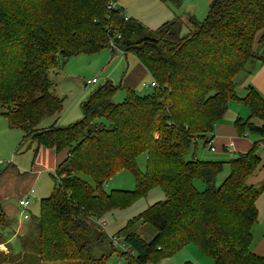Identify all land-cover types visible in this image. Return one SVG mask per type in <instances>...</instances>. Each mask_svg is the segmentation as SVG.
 Masks as SVG:
<instances>
[{
    "label": "trees",
    "instance_id": "16d2710c",
    "mask_svg": "<svg viewBox=\"0 0 264 264\" xmlns=\"http://www.w3.org/2000/svg\"><path fill=\"white\" fill-rule=\"evenodd\" d=\"M110 1L117 0H0V114L22 131V141L63 155L51 174L50 195L39 201L38 259L103 264L107 255H94L92 244L108 239L114 247L96 217L127 207L158 186L165 199L115 233L128 248L120 253L122 264H159L190 243L212 264H264V255L250 248L260 189L247 181L261 165L259 142L226 162L229 172L219 184L224 161L185 159L196 139L204 147L212 142L213 126L231 100L250 112L234 121L237 133L264 140V98L251 86L239 98L234 82L248 62H264V0H211L202 21L185 15V33L179 16L150 30L121 8L106 9ZM104 48L110 57L133 53L156 85L141 93L106 80L81 103L79 120L41 127L45 117L63 108L49 78L58 56ZM118 89L124 97L114 102ZM141 153L143 171L136 164ZM123 169L132 174L134 188L104 190ZM194 179L203 190L195 188ZM6 221L0 205V243ZM140 221L155 228L151 240L133 230ZM12 256L0 251V264L19 260Z\"/></svg>",
    "mask_w": 264,
    "mask_h": 264
},
{
    "label": "rangeland",
    "instance_id": "374dc122",
    "mask_svg": "<svg viewBox=\"0 0 264 264\" xmlns=\"http://www.w3.org/2000/svg\"><path fill=\"white\" fill-rule=\"evenodd\" d=\"M180 1L181 3L177 7L168 3L174 10V16H183L181 18L183 20L185 19V14L190 13L199 21L205 18L208 8L204 5V0ZM150 2L151 0H117V7L123 8L125 16L130 17L129 14L132 13L148 29L155 30L166 19L161 20L156 12H154L155 6L153 8L148 7V5L150 6ZM162 7L168 11L165 6ZM193 7H197V13L191 11ZM183 22L185 21L183 20ZM188 28L189 25L184 23L182 32H187ZM136 59L133 53L129 52L124 55L121 51H116L110 57L109 48H104L91 54H79L67 59H62L58 56L57 64L50 70L49 78L53 83L56 94L63 99V108L60 113L45 117L41 121L40 126L47 127L55 124L63 127L79 120L82 117L81 103L87 99L92 90L103 84L106 80L112 81L115 85H122L127 64H132ZM254 62L255 60L248 62L246 69H249L250 63ZM256 74L257 72L254 70L251 76ZM242 75H246L248 79L245 82L246 84L249 83V74L243 72ZM240 77H238L239 81ZM92 78H95L96 82L90 85L86 84V81ZM150 90V87H145L142 88L141 93ZM123 97V89H118L113 95L112 100L120 102ZM22 134V131L17 128L2 127L0 129V204L9 220V222L8 220L6 221V224L1 229L4 231L3 241L7 242L6 245L10 249L9 252L13 255L12 259L16 258L15 255L19 258V263L17 260H14L11 264H75L76 261L73 260L46 263L41 262L37 257L36 242L38 235L39 201L41 198L49 196L52 191L53 179L50 174L53 172H42L36 179L34 177L31 180L27 176H24L32 168L36 144L29 139L22 141ZM247 135L250 142H259L257 150L261 158V165L253 176V184L256 188L260 189V193L256 199L258 210L256 222L259 221L260 223L264 220V189H262L264 184V147L258 136L251 133H247ZM235 156L236 154L227 151L212 152L207 147H204L202 139H196V143L191 145L185 155V159L191 160L195 157L201 160L224 161L223 171L216 178V184H219L229 172V166L226 162ZM145 163L146 155L144 153L136 157V164L141 171L145 169ZM8 167L12 169H7ZM81 176L88 183L93 184L90 177L87 175ZM22 177L26 179H21ZM193 184L199 191L204 189V184L199 179H194ZM134 186L135 181L132 174L127 169H123L111 176L104 183L103 189L106 191L112 189L130 190ZM30 188L34 189L35 193L34 195H29L30 204L24 210L18 205L19 196H23L26 190ZM164 199L165 195L162 189L154 186L146 195L137 198L129 206L115 209L96 217V226L111 237L119 229L123 228L130 219L137 216L149 205ZM24 214H27L29 217L24 219ZM133 230L146 241L151 240L156 233L153 226L141 221L134 224ZM120 238L119 243H122ZM113 247L114 251L110 247L108 239H106L102 244H92V252L96 256L107 255L103 264H122L124 259L120 253L124 249L118 244L113 245ZM188 261L192 264H212L211 259L200 252L193 244H188L176 254L162 259L159 264H186Z\"/></svg>",
    "mask_w": 264,
    "mask_h": 264
},
{
    "label": "crops",
    "instance_id": "0c3cea01",
    "mask_svg": "<svg viewBox=\"0 0 264 264\" xmlns=\"http://www.w3.org/2000/svg\"><path fill=\"white\" fill-rule=\"evenodd\" d=\"M210 2L211 0H204V5L208 8ZM115 6L116 7L118 6L117 1L115 2ZM154 6L156 8L154 12H156V14L160 17L161 20H164V19L169 20L173 18L175 15L173 14L174 10L171 8L170 5H168V3H163L160 0H153V1L151 0L150 6L148 5V7L153 8ZM162 6H165V8H167L168 11H166V9H163ZM196 8L197 7H193L191 11H193L194 13H197ZM121 9L123 10V8ZM129 15L130 17L135 18V15H133L132 13H130ZM183 20L185 21L184 23H186L187 25L186 18ZM249 66H250L249 69H246L245 67V69L239 72L234 78L236 94L239 98L244 97L247 93V87L251 86L256 91H258L261 96L263 95L264 97V90H262L264 89V62L255 61L254 63H250ZM254 70L255 72H257V74L254 76H251ZM243 72H246L247 74H249L250 78H249V83L247 84L245 81L248 78H246V75H242ZM239 76H241L240 81L238 80ZM151 80H152L151 75L149 74L147 69L138 59H136L135 61L132 62V64H127L126 70H125V76L122 81V87L132 88V89L137 90L138 92H141L142 88H144L143 83H149ZM123 92L125 91L123 90ZM249 115H250V112L247 106H245L241 102L231 100L228 103L227 109L224 112L223 117L213 126L212 144L214 145L215 150L212 152L216 153L219 151H223V152L227 151L225 149V146L229 141H232V151L230 153L232 154L234 153L237 155L238 153H243L247 151L252 146L253 143L248 140L249 136L247 134H246L247 136L244 137L243 135L244 132L241 134L237 133L236 128L234 126V121L237 118L245 120L249 117ZM2 127L6 128V127H9V125L7 123L6 118L0 114V129ZM62 156H63L62 153H58L52 148H44V147L37 148V145H36L34 149L33 164L31 166L32 168L30 169L29 173L25 174L24 176L25 177L27 176V178L31 180V179H34V177L36 179L40 174H42V172H49V173L53 172L54 173V169L57 163L62 159ZM9 168L12 169L11 167H8L7 169ZM16 168L19 169L18 167ZM253 176L254 174L250 176L247 180L248 183L252 185H254ZM25 177H22L21 179H26ZM34 191L35 190L32 188L26 190L23 196H19V199L28 198L29 195L31 194L34 195L35 193ZM18 205H19V201H18ZM1 208H2V211L4 212L3 207ZM27 218H24V219H27ZM6 220H8L7 217H6ZM18 230H21V229H18ZM251 234H252V242H251L250 248L252 252L258 255H264V220H262L260 223L258 221L255 224H253L252 229H251ZM6 244L7 242L5 241H2L0 243V251L4 253H9L10 249Z\"/></svg>",
    "mask_w": 264,
    "mask_h": 264
},
{
    "label": "built area",
    "instance_id": "2783aa9c",
    "mask_svg": "<svg viewBox=\"0 0 264 264\" xmlns=\"http://www.w3.org/2000/svg\"><path fill=\"white\" fill-rule=\"evenodd\" d=\"M115 7H116V6H115V2H114V1H110V2L107 4L106 9L111 10V9H113V8H115ZM110 46H111V47H114L113 43H111ZM95 82H96V79H95V78H92L91 80L86 81V84L90 85V84H93V83H95ZM155 85H156V82H155L153 79H152L149 83H143V86H144V87H153V86H155ZM246 134H247V133L244 132V134H243L244 137L247 136ZM262 145H263V147H264V140L262 141ZM208 147H209V149H210L211 151H214V150H215V147H214V145L212 144V142L208 145ZM225 149H226L227 151H229V152L232 151V141H229V142L226 144ZM29 203H30V201H29L28 198H20V199H19V205H20L24 210H26V208L28 207ZM23 216H24V218H27V217H28L27 214H24ZM119 238H120V237H119V236H116V235H112L111 237H109L110 242L112 243V245H116V244H118V245H120V246L122 247V249H124V251H127L128 248H127L123 243H119ZM120 239H121V238H120Z\"/></svg>",
    "mask_w": 264,
    "mask_h": 264
}]
</instances>
